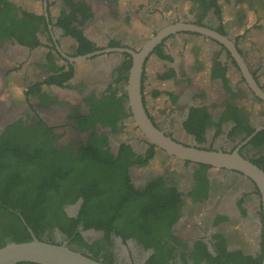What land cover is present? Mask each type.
Wrapping results in <instances>:
<instances>
[{"label":"flooded vegetation","instance_id":"flooded-vegetation-1","mask_svg":"<svg viewBox=\"0 0 264 264\" xmlns=\"http://www.w3.org/2000/svg\"><path fill=\"white\" fill-rule=\"evenodd\" d=\"M9 1L14 3V5L21 10L28 11L35 15H42L43 22L37 27V31L35 32L37 45L33 47L21 45L13 38H2L0 41V53H2L0 56L3 59L6 57L3 54V47L5 44L10 46V48L15 47L17 50L24 53L23 58L17 59L15 64L11 66L1 67L0 65V81L3 86L8 88L6 93L9 95L13 94L11 88L16 87L14 90H19V94L22 98L30 99L33 97L36 99L39 106L46 107L47 105L44 106V104H42V100L45 99V97L50 96L54 103H57V100H59L56 95L53 94V89L74 88L73 90L76 91V103L73 108L68 110L67 120L69 121V129L71 131L69 138H75L76 135L79 139L74 142L67 141V143L62 145L57 144V140L55 139L50 145L57 149L62 148L65 152L71 147L75 152L78 150L80 144H85L92 129L89 128L84 131L78 130L75 121L69 116L74 110H78L81 114H86L87 106L83 98L87 96L100 98L103 94L109 93L107 89L111 86V90L117 91L116 96L121 93L126 95V98L122 102V106L124 108V113L128 116L117 121L116 129L118 132L116 133L111 132L109 126L102 127L99 123L96 124L93 131H95L96 134L107 135V146L110 148L109 151L114 154L118 151L119 145L124 142L129 145L131 152L135 155L140 154L142 158H144L150 145H153V154L148 158L146 164L144 166H128L127 174L130 183L135 188H143L148 180L159 177L163 180L164 187L173 186L180 194L179 198L182 201L179 210L180 216L169 229L171 235L181 241L178 250L184 253L192 250V253L196 254V257L201 256V249L195 245L200 241L206 245V250L211 253V257L208 260H200L197 264H251L253 260L259 258L261 264L264 259V203L262 193L256 181L242 171L223 167L216 168L208 164L176 158L149 141L132 121L133 113L132 108L128 104L126 84L133 63V55L131 52H140L144 44L136 48L129 40L131 35L128 34L127 36H123L119 32H114V34L108 33L107 36L104 37L103 42L97 41L96 38H92L85 33L84 28L88 22L86 21L81 27L82 34L94 44L95 50L84 54L89 55L84 59L75 61V58L84 56L77 54V41L66 34L64 30L56 24V21L62 17V14H68L70 12L68 0H29L30 4L28 6H25L21 0ZM70 1L74 4L80 2L86 3L90 7V12L93 16L92 5L89 0ZM240 2L242 3L240 8L241 11L239 12L238 9V13L235 17L241 16L242 24L244 25L249 20V15H252L249 13H253V11L259 9L261 10L263 0H243ZM217 3L221 8L220 0H217ZM236 4H239V1H237ZM245 9H247V11ZM209 11L213 12V8L206 11V15L198 26L217 32L219 21L215 15L214 17H210ZM132 12L135 11L132 10ZM198 14H200L199 9H197L194 19L187 16L184 20L181 18L164 20L167 21V25L176 22L197 25L195 22ZM221 17H223V25L227 32L224 36L233 41L235 49L242 59L241 62H238L234 58L231 51L226 46L209 36L186 31L169 33L154 44L143 59L140 76V91L141 79L143 76L142 85L144 86V96L142 97L141 92V102L152 124L163 132L164 135L170 137L174 141L186 146L207 150H220L223 152L237 150L243 157L252 162V160L264 157V144L254 146L250 142L256 133L264 130V121H262L257 113H250L247 106L246 108L242 107L244 105H240L236 99L241 96L246 99L248 103L259 104L261 107L260 110L264 111V108L261 106H264V98L253 89L248 79L250 78L256 87L264 93V81L261 79L264 63L260 58L252 57L250 53H248V50L240 44V39H237V37L245 31H247V33L249 32V30L246 29V25L240 29V31L234 32L231 28L232 24L230 20L224 17L222 9ZM163 28H159L156 25L147 30L148 35L144 37L146 42ZM178 35L183 37L180 36L177 38ZM188 40H193L196 46L203 50L199 52L198 59L193 57L190 59L192 60L191 65L185 64L187 63L185 59L181 62L179 56V50L181 48L183 49L185 42H188ZM112 41H117L118 44L112 45ZM171 41L178 44L175 45L173 49H171L169 44ZM158 44H161L159 46L160 49L164 54L170 56L171 59H162L156 52H153ZM206 53L214 55L212 58H207ZM190 54H192L191 51ZM31 55L34 56L33 60L30 59ZM128 59L131 61L130 67L127 71L121 73V75L126 76V79H121L116 82L119 76L118 68ZM155 59L160 60L163 67L153 68V70L149 72L147 67L154 63ZM56 65L64 69L71 66L73 69V74L67 81L66 87L45 83L46 78L51 74L52 67ZM34 69H36L37 72ZM170 70L174 72L173 76L169 78L158 77L160 73L169 72ZM222 72L231 91L224 87L222 78L218 76ZM150 76L153 77L154 80L160 82L181 80L184 77L185 82L190 83V85L196 83L194 82V78L196 77L202 79L203 82L206 83L218 84L221 92L218 91V100L215 99L198 103L195 102V99L199 98V94H202L201 89L198 95L193 97L192 100L190 99L189 102L175 106L179 104L177 97L178 93H175V91H171L167 88L154 89V91H159V94L155 97L150 95L149 92L153 91V89L150 91L146 89ZM19 80L23 81V84H17ZM168 93L176 96V99L174 100ZM196 93L197 92L194 94ZM161 95L173 106L171 113L168 115L169 118L174 120L173 125H169L168 119L162 120L158 113V109L154 107L152 110L149 106V101ZM200 98L204 99L205 94H202ZM226 101L236 106L241 112L247 125L253 129L250 134L244 131L234 130L230 135V132L237 123L234 120L220 121L225 111ZM201 106L206 107L211 116V122L204 127L203 141L197 142L195 137L185 130L184 123L188 119L190 109L192 107L198 108ZM42 121L45 123L44 120ZM218 123L219 132L216 134V124ZM129 124L134 125V130L138 132V135L132 134L127 138L121 139L120 133L125 131L129 132L127 131ZM6 126L0 128V133L3 132ZM26 127L27 126L24 124L23 128ZM31 128H33V125ZM52 135H55L54 128H52ZM218 136H222L223 140L216 142L215 139ZM103 148L105 149L106 146H103ZM160 153L166 154L167 159L172 161L173 168H175L177 172L155 173L145 182L141 183V179L146 174L145 172L141 177L133 180L132 172L135 170L147 171L150 165L158 161ZM81 204L82 199L80 197H76L72 202L64 200L63 203L58 204V211H51L47 215L45 221L47 225L40 234L39 239L52 243L64 244L90 257L92 256L90 249H95L97 251L96 256L98 260L103 261L105 257H108L111 264H145L150 255L154 252L153 248H144L133 238L122 239V237L114 231L106 237L102 230L84 228L82 221L76 224L73 234H78L80 236L82 245L72 244L70 238H68L59 227L69 225L66 220L67 218H77ZM183 228L186 232H181L184 230ZM187 231L190 233L188 236H186V233H188ZM216 249L219 250V254L216 253ZM234 252H238V254L233 255V261L227 263L222 262L225 257L229 258L227 254ZM169 263L194 264L192 259H188L187 262H184L179 254H176L174 259H169Z\"/></svg>","mask_w":264,"mask_h":264},{"label":"trees","instance_id":"trees-1","mask_svg":"<svg viewBox=\"0 0 264 264\" xmlns=\"http://www.w3.org/2000/svg\"><path fill=\"white\" fill-rule=\"evenodd\" d=\"M190 1L195 2V9L200 10L195 22L197 25H200L206 11L213 8V13L219 21L217 32L227 34L217 0ZM68 5L70 12L62 14L56 24L77 41L78 55L92 52L95 46L84 37L81 30L82 25L92 16L90 7L84 2L74 4L70 0ZM42 22V15L21 10L9 0H0V41L2 38H13L21 45L33 47L37 45L35 32ZM246 33L247 31L237 39L243 38ZM111 44L117 45L118 42L112 41ZM160 45L158 44L153 52L162 59H171L162 52ZM130 65L131 61L128 59L118 68L119 76L116 82L126 79L121 73L127 71ZM72 74L71 66L64 69L56 65L52 67L45 83L66 87ZM173 75L174 72L170 70L160 73L158 77L169 78ZM218 76L222 78L224 87L231 91L223 72ZM143 79L142 76V97ZM107 91L109 93L100 98H83L87 106L86 114H81L78 110L70 114L69 117L75 121L78 130L92 129L86 143L80 144L75 152L71 147L67 152L62 148L52 147L50 143L56 139V135H52V127L47 126L41 119L33 122V128L32 125L23 128V121L17 119L0 133V247L8 242L29 241L31 235L27 227L39 239L47 225V215L51 211H58V204L64 200L72 202L76 197H80L82 204L77 218H67L69 225L59 227L72 244L82 245L80 236L73 235L76 224L82 221L84 228L102 230L106 237L114 231L122 239L133 238L144 248H153L154 252L145 264H170L169 259H174L176 254H179L184 262L192 259L194 264L200 260H208L211 253L206 250V245L200 241L195 244L201 249V256L196 257L192 250L184 253L178 250L181 241L169 231L170 226L180 216L182 205L180 194L175 187H164V182L159 177L148 180L143 188H135L130 183L127 167L144 166L153 154V145H150L144 158L131 152L129 145L124 142L114 154L107 146V135L93 131L99 123L102 127L109 126L111 132L116 133L117 121L128 116L122 106L126 95L121 93L116 96L117 91L111 90V86ZM149 93L155 97L159 91L153 90ZM168 94L176 99V96ZM51 103L54 101L50 96L42 100L44 105ZM225 105L220 121L234 120L237 123L230 135L234 130L250 134L253 129L247 125L238 108L227 101ZM210 118L205 106L192 107L184 128L197 142H202L204 127L210 124ZM216 127L217 134L219 123ZM250 142L254 146L264 144V130L256 133ZM252 163L264 171V157L252 160ZM90 250L91 258L98 260L97 251ZM216 253L219 254V250L216 249ZM236 254L238 252L227 254L229 258L225 257L222 262L233 261V255ZM260 261L259 258L251 264H260ZM102 262L111 264L108 257Z\"/></svg>","mask_w":264,"mask_h":264},{"label":"rangeland","instance_id":"rangeland-1","mask_svg":"<svg viewBox=\"0 0 264 264\" xmlns=\"http://www.w3.org/2000/svg\"><path fill=\"white\" fill-rule=\"evenodd\" d=\"M239 0H220L221 9L223 11L224 17L230 20L232 24V30L234 32L240 31L246 25V29L249 32L240 39V44H242L245 49L248 50V53L252 57L260 58L264 63V0L261 10L253 11L249 13V20L244 25L242 24L241 16H237L238 9L242 3L239 1V4L236 2ZM21 2L28 6L30 4L29 0H21ZM92 5L93 16L85 25V33L92 37L96 38L97 41L103 42L104 37L107 34H114V32H119L123 36H130V42L136 47H140L146 42L144 37L148 35L149 29L153 26H158L159 28L165 27L168 23L164 19H178L181 18L184 20L185 17H190L194 19L197 13L195 9V2L190 0H89ZM241 3V4H240ZM239 7V8H238ZM245 8V7H244ZM134 10L135 12H132ZM247 11V9H245ZM244 10V11H245ZM209 16L214 17V13L209 11ZM181 35H178L180 37ZM183 37V36H181ZM188 37V36H187ZM190 38V37H188ZM182 39V38H180ZM191 39V38H190ZM171 49L178 45L177 43H170ZM4 49V59L0 56V65L1 67H9L15 64L17 59H22L24 53L17 50V48L6 45ZM196 46L193 40H188L185 42L183 49L179 50V56L182 60L185 59L188 65H191L190 60L192 57L198 59L199 52L203 51ZM190 51L192 54H190ZM205 53V51H204ZM2 54V53H0ZM214 54L210 55L206 53L207 58H212ZM30 59L33 60L34 56H30ZM182 65V64H181ZM163 64L160 60L155 59L154 63L150 64L147 67L149 72L153 68H161ZM198 67V66H197ZM36 72L37 70L34 69ZM83 71V69H82ZM264 81V67L262 72V78ZM194 82L190 83L185 82L183 77L181 80L169 82H160L154 80L153 77H149L148 86L146 89L150 91L151 89H162L167 88L171 91L178 93V103L175 106L183 105L186 102L192 100L193 97L198 95V92L202 89V94H205V98L201 99L202 94H199V98L195 99V102H207L210 100L219 99V85L216 83H206L202 79L194 78ZM19 85L23 84V81L19 80ZM0 81V128L6 126L17 119H21L25 126H30L33 124L37 118H41L45 123L52 128H54L56 135V143L62 145L64 143L74 142L79 139L75 135V138L70 139V129L69 121L67 120V112L69 109L73 108L75 105V96L76 91L73 89H53V94L59 99L57 103L48 104L46 107L39 106L35 98L25 99L19 94V90H14L16 87H12L11 90L13 94L9 95L6 93L8 89L6 86H1ZM197 92L196 94H194ZM239 104H243L244 108L249 109L250 113H257L262 121H264V111L260 110L261 107L256 103H248L246 99L239 96L236 99ZM45 106V105H44ZM149 106L153 110L154 107L158 109V113L162 120L168 119L169 125H173L174 120L169 118L168 115L171 113L173 106L170 105L161 95L158 98H155L149 101ZM263 108L264 106L261 105ZM247 109V110H248ZM127 131L120 133V138H127L129 135L137 134L138 132L134 130V125L129 124ZM223 140L222 136H218L215 141L220 142ZM146 169V168H145ZM177 172L173 168V163L171 160H168L166 154L160 153L159 159L152 165H150L147 171L135 170L132 172L133 180L138 179L146 172L144 177L141 179V183L149 179L153 174L164 173V172ZM187 228V227H186ZM184 229V228H183ZM181 232H186L185 229ZM186 236L190 233L187 231Z\"/></svg>","mask_w":264,"mask_h":264},{"label":"water","instance_id":"water-1","mask_svg":"<svg viewBox=\"0 0 264 264\" xmlns=\"http://www.w3.org/2000/svg\"><path fill=\"white\" fill-rule=\"evenodd\" d=\"M178 31L195 32L209 36L226 46L238 62H241L242 60L235 49L233 41L226 36L192 23H170L145 42L140 52H131L133 55V63L128 75L126 93L128 104L132 108V121L149 141L176 158L196 163H204L216 168L223 167L234 169L249 175L256 181L262 193L264 203V172L250 160L243 157L237 150L223 152L220 150H207L178 143L158 130L146 115L141 102L140 91V76L143 59L154 44L159 42L167 34ZM86 56L89 55L79 56L74 60L79 61ZM248 79L253 89L264 98V93L256 87L250 78ZM27 230L31 235L29 241L19 243L8 242L0 247V264H16L19 262H32L37 264H105L80 251L71 249L64 244L50 243L40 240L34 236L29 227H27ZM261 264H264V259Z\"/></svg>","mask_w":264,"mask_h":264}]
</instances>
